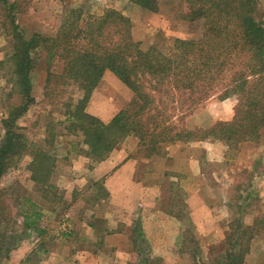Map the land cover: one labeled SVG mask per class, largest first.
Wrapping results in <instances>:
<instances>
[{"label": "rangeland", "instance_id": "374dc122", "mask_svg": "<svg viewBox=\"0 0 264 264\" xmlns=\"http://www.w3.org/2000/svg\"><path fill=\"white\" fill-rule=\"evenodd\" d=\"M15 1L17 23L26 36L38 32L48 41L33 53L31 72L33 98L41 96L42 102L34 100L29 112L17 120L27 149L0 178V264H228L226 255L236 252L239 243L244 247L241 264H246L252 242L264 240V129L258 141L232 147L223 140L207 138L209 156L217 149L223 157L219 154L205 160L200 168L192 166L190 176L178 172L181 153L169 157V145L151 155L136 147L129 175L143 187H153L157 197L147 210L148 201L132 200L130 204L139 212L111 231L110 221L116 219L120 201H109L101 181H94L93 172L106 158L100 161L88 156L81 133L68 129L65 122L82 93L75 83L60 78V49L52 55L49 51L52 41L59 40L61 29L59 26L55 31L51 23L56 25L61 16L63 27L74 31L90 17L114 9L129 18L132 38L143 49L155 45L166 50L170 40L197 38L201 32L200 23L189 24L181 18L182 0H158L156 12L141 10L129 0ZM258 12L264 22V0H258ZM7 24L0 9V34L6 38V54L0 56V141L4 135L2 117L21 102L12 84L8 58L13 43ZM97 87L94 103L92 92L86 105L88 114L98 113L103 118L100 120L108 123L117 109L129 108L124 92H130L113 74L106 72ZM236 105V96L223 99L216 94L198 107L188 122L187 117L175 122L180 121L179 127L208 129L210 121L213 125L231 121ZM131 139L128 145H133L135 140ZM187 149L193 160L206 150L199 146ZM36 153L55 160L48 187L31 177L29 167ZM186 189L191 193L190 210L185 203ZM152 211L164 217L176 216L178 231L170 232L167 223L154 229L144 224ZM245 227L248 231L241 234ZM260 251L258 244L253 255L260 257Z\"/></svg>", "mask_w": 264, "mask_h": 264}, {"label": "trees", "instance_id": "16d2710c", "mask_svg": "<svg viewBox=\"0 0 264 264\" xmlns=\"http://www.w3.org/2000/svg\"><path fill=\"white\" fill-rule=\"evenodd\" d=\"M129 1L144 11L158 10V0ZM182 2L181 18L189 24L200 23L201 32L197 38L170 40L164 51L155 45L143 49L132 38L129 18L114 9L90 17L74 31L63 27L59 40L52 41L49 53L60 49V78L75 83L82 93L65 122L68 129L81 133L92 159L104 160L127 137H133L137 149L145 155L159 154L177 142L207 138L223 140L229 147L259 140L264 129V22L258 15V0ZM0 9L8 20L7 35L13 43L8 61L14 91L21 101L2 117L1 178L27 149L17 120L34 103L33 53L48 40L38 34L25 37L17 23L19 8L15 0H0ZM106 72L131 94L129 108L117 112L108 123L85 111ZM216 94L223 99L237 97L231 121L217 122L208 129L178 126ZM177 118L180 121L175 122ZM31 161L32 179L48 187L54 158L36 153ZM240 231L245 234L248 228ZM238 246L236 252L226 255L228 264L242 263L244 247L240 243Z\"/></svg>", "mask_w": 264, "mask_h": 264}, {"label": "crops", "instance_id": "0c3cea01", "mask_svg": "<svg viewBox=\"0 0 264 264\" xmlns=\"http://www.w3.org/2000/svg\"><path fill=\"white\" fill-rule=\"evenodd\" d=\"M36 0H33V4H35ZM56 25L52 24L57 31V29H63V24L61 22V16L57 18V21L55 23ZM62 24V25H60ZM22 29V28H21ZM23 30V29H22ZM24 31V30H23ZM62 31V30H61ZM25 32V31H24ZM26 33V32H25ZM38 34V32L33 33L31 36L27 37L25 34L26 38H30L33 35ZM6 38L4 35L0 34V56L5 55L6 52L4 51V46L6 44ZM0 60L2 58L0 57ZM0 73H2L0 71ZM32 82V79H31ZM100 88L97 87L93 91L92 95V103H94V99L97 96L96 94L98 93V90ZM124 92V91H123ZM125 94V100L129 101L131 99V94L128 92H124ZM40 99L35 98V102H42L41 96L39 97ZM121 110V109H120ZM119 109L116 111L119 112ZM29 112V109L28 111ZM26 112V113H27ZM93 116L98 117L99 119H103L100 114L91 112ZM192 116H189L185 119V123L188 122L189 118ZM112 119V118H111ZM110 119V120H111ZM213 123L210 121L208 122L207 126H212ZM194 126H192L193 128ZM187 129H191L189 126H185ZM131 137H127L125 142L123 141V144H121L118 148L114 149L109 156L102 162H99L96 164L95 168L93 169V173L95 175L94 181H101L103 189L105 191L106 197L111 201L112 204L118 203V202H113L115 199H118L120 202L118 203L117 211L115 212L116 216L110 223L112 224V228L110 227V230H115L117 224H126L127 220L130 221V218L133 213L138 211L136 208H134L130 203L134 199H141L144 202H147V205L145 206L144 210H147V206H152V202L155 201L157 197L156 190L153 187H143V183H140L136 180L133 179V176L129 175L132 169L134 167L135 161L132 160L131 154L135 151L137 147V142L133 138V145H128L127 142H130ZM188 146H199L201 148L206 149L208 146H211L208 140L200 141V142H195V143H181L177 142L175 144L169 145L167 147V152L166 154L169 157H179V153H181V169L178 167V172H181L183 175H193V172L191 171V167L194 165H198L200 168L201 163L205 160H211L210 158H213L214 156H218L220 152L217 149H214L213 154L209 156L211 153L207 149L205 151L201 150L199 153V156L194 157L195 160L191 159ZM186 150V152H185ZM220 150V149H219ZM220 159L223 157V153L220 154ZM185 156V158H184ZM217 159V160H220ZM89 161V159H87ZM199 168H198V175H199ZM129 172V173H128ZM178 180V179H174ZM186 192V200L185 203L187 204L188 209L190 210L191 206V193L189 189L185 190ZM123 209V212L120 211ZM139 212V211H138ZM149 214V213H148ZM168 214V213H167ZM144 215V213H142ZM169 215V214H168ZM166 217V218H165ZM160 216L159 212L152 211L151 212V217L149 221H145L144 224H148V227H151L152 229L154 228H159L160 225L167 223L169 226H171V229L169 230L172 232L173 230L178 231V222L176 220V216L174 215H169V216ZM159 219L164 220V221H159ZM166 219V220H165ZM115 225V226H113ZM116 233V231H113ZM176 234L173 232V235ZM119 234H117L118 236ZM172 235V236H173ZM111 238H114L113 236ZM258 244H261V256H254V249L258 246ZM246 264H264V240L258 241L257 243L255 241L252 242L250 246V251L249 255H247V260Z\"/></svg>", "mask_w": 264, "mask_h": 264}]
</instances>
